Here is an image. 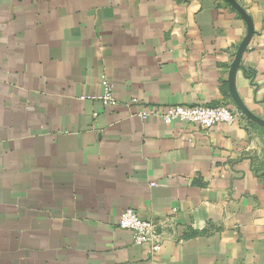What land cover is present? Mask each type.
<instances>
[{"label": "crops", "instance_id": "1", "mask_svg": "<svg viewBox=\"0 0 264 264\" xmlns=\"http://www.w3.org/2000/svg\"><path fill=\"white\" fill-rule=\"evenodd\" d=\"M0 264H264V0H0Z\"/></svg>", "mask_w": 264, "mask_h": 264}, {"label": "built area", "instance_id": "2", "mask_svg": "<svg viewBox=\"0 0 264 264\" xmlns=\"http://www.w3.org/2000/svg\"><path fill=\"white\" fill-rule=\"evenodd\" d=\"M104 93L101 99L104 104H115L116 100L111 91V86L106 79H102ZM137 114L146 119L149 116L158 117L165 124L173 122H184L210 128L218 124L231 125L238 121L241 112L233 111L224 105H182L171 104L160 106L151 112L140 110ZM118 226L130 230L133 233V240L136 244H147L148 252L155 255L161 247L160 234L156 232L154 220L142 217L134 209L127 207L120 212Z\"/></svg>", "mask_w": 264, "mask_h": 264}]
</instances>
